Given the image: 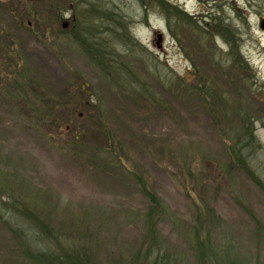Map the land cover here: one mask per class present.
Segmentation results:
<instances>
[{"label": "rangeland", "instance_id": "rangeland-1", "mask_svg": "<svg viewBox=\"0 0 264 264\" xmlns=\"http://www.w3.org/2000/svg\"><path fill=\"white\" fill-rule=\"evenodd\" d=\"M216 3L0 0V264H36L34 232L41 250L147 264L149 227L172 264H227V245L264 264V5L240 19L243 57Z\"/></svg>", "mask_w": 264, "mask_h": 264}, {"label": "trees", "instance_id": "trees-1", "mask_svg": "<svg viewBox=\"0 0 264 264\" xmlns=\"http://www.w3.org/2000/svg\"><path fill=\"white\" fill-rule=\"evenodd\" d=\"M241 61H243V59ZM251 177L253 178L255 183L262 190H264V185L262 184V182L253 174H251ZM150 198L155 205L159 206V208L162 207L161 201L155 199L154 197ZM23 209H25V213L27 214V216H29L33 220L32 223H28L29 228H38V225H40L44 231L50 232L47 231L48 227L41 223V220L31 217V211H29L28 208ZM148 216L151 217L152 212L148 213ZM208 217L210 221L217 226L221 225L223 222V220L218 215H216L212 209H208ZM29 228L24 229L19 225L17 232H19L22 237L23 234L29 233ZM40 236L43 235L39 232H34L32 234H29L26 240L23 239L21 242V244L26 248V250L30 252V254H28L27 256L31 258L36 264H92L89 260L88 254L85 253L83 250L76 248L75 246H71L70 248H63L61 247V245L58 247L57 250L48 249L49 245L46 244L45 240H43L42 242V245H44V248L42 250L33 246L31 244L32 242L38 241L41 243ZM193 236L195 250L197 252V258L199 261L204 262L205 258H210L213 254H215L216 249L209 241H207V239H200L198 231H196ZM147 238L150 246L149 251L146 253L147 264H172V259L169 258L168 253L166 251H161L162 241L159 240L154 227L151 229L149 227ZM223 250L226 253V263L231 264L228 258V253L230 250L229 245L223 247Z\"/></svg>", "mask_w": 264, "mask_h": 264}, {"label": "flooded vegetation", "instance_id": "flooded-vegetation-1", "mask_svg": "<svg viewBox=\"0 0 264 264\" xmlns=\"http://www.w3.org/2000/svg\"><path fill=\"white\" fill-rule=\"evenodd\" d=\"M198 4L204 5L205 3L212 2L210 0H195ZM260 1V5H264V0H218L217 5H222L221 7H227L229 9H232L235 11L236 19L235 22L228 21V18L223 17L221 23L218 21H215L217 24V28L213 29V31L216 34H219L230 46L231 50L230 53H233V48L235 44V48L237 46L240 49V43L239 40L242 38V15H244V10L249 9H255L258 10L256 4ZM215 4V3H214ZM259 5V6H260ZM176 8L180 9L181 11L185 9V3H179L176 2L175 4ZM246 16V15H244ZM247 18V17H246ZM247 19H245V22ZM256 27L259 31L264 32V11L257 14L256 18ZM238 44V45H237ZM238 49V55H241L244 57L241 49ZM234 54V53H233ZM235 56V55H234ZM243 71H245L244 68H242Z\"/></svg>", "mask_w": 264, "mask_h": 264}, {"label": "water", "instance_id": "water-1", "mask_svg": "<svg viewBox=\"0 0 264 264\" xmlns=\"http://www.w3.org/2000/svg\"><path fill=\"white\" fill-rule=\"evenodd\" d=\"M157 38H158L157 42H159V40H160V38H161V35L158 34Z\"/></svg>", "mask_w": 264, "mask_h": 264}]
</instances>
